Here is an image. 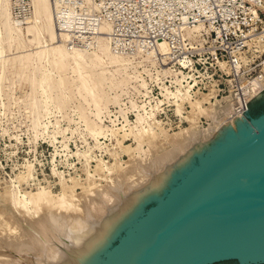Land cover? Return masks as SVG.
Wrapping results in <instances>:
<instances>
[{
	"label": "bare ground",
	"instance_id": "1",
	"mask_svg": "<svg viewBox=\"0 0 264 264\" xmlns=\"http://www.w3.org/2000/svg\"><path fill=\"white\" fill-rule=\"evenodd\" d=\"M81 1L87 10H91L92 0ZM30 3L32 19L25 24L14 22L10 0H0V121L8 114L10 106V76L16 81L28 82L30 89L26 96V113L35 116L31 121L34 131L43 129L47 134L48 125L40 120L43 107L47 114H52V108L54 112L60 111L65 103L76 99L77 103H72L74 110L80 113L86 130L92 133L101 129L99 123L102 112L99 107L102 104L116 105L120 95L132 92L142 97L139 104L130 101L135 119L130 122L124 117L125 123L119 129L123 131V137H131L135 143L133 152L127 154L136 155L138 159L131 155L134 160L130 161L131 165H127L128 168L125 166L126 169L121 167L122 170L113 165L115 171L112 166L97 160L96 173L106 176L115 172L114 177L110 176L111 184L108 183L109 177L107 185H99L100 188L94 185L95 181L88 182L76 199L78 195L74 193V187L78 183H74L64 188L58 194V199L55 197L54 203L48 197L49 189L45 187L18 196L17 189L21 183H28V178L25 174H16L8 186L7 191L11 189V192L6 191L8 194L3 196V201L15 209L26 210V215L30 210H33L32 215L36 210L40 213L37 217L29 215L33 219L27 218L28 215L22 219V213L21 219L15 218L12 210L11 213L8 210V214H3L7 216L0 218H4L0 220V252H6L10 258L0 259V264H106L102 217L108 208L127 193L147 184L153 175L162 172L194 143L210 139L225 122L228 121L233 129L232 119L235 115L231 113L230 104H222L217 99L204 106L203 100L206 99L202 100L192 93V85L184 83L181 72L170 69L165 43H159L154 50L136 49L131 54L121 53L120 50L113 52L111 24L102 21L99 30L92 35L91 48L70 51L65 46V40L70 36L71 29L61 23L59 16L57 25L54 17L55 8L60 12V2L30 0ZM200 27L187 29L185 34L193 37L195 30ZM254 40L250 44L260 47ZM149 66L155 70V77L148 72ZM145 74L152 80L164 83L159 85L162 98L153 102ZM165 81L174 90H169ZM163 104L175 107L176 113L180 115L183 105H192L194 117L190 119L185 116L188 127L170 134L163 132L162 123L156 118V111L162 110L160 107ZM118 112L124 114L121 110ZM90 114L94 118H90ZM200 116L207 120L206 127L201 126ZM236 117L242 119L241 115ZM146 145L147 148H144ZM127 147L125 151L129 152L131 148ZM88 160L86 158L84 168L89 165ZM15 182L18 184L15 185ZM4 207L2 205V210L0 206L1 213L5 212ZM16 228L20 233L18 235ZM12 229L16 231L13 230L14 235L4 233ZM18 236L22 239L18 240Z\"/></svg>",
	"mask_w": 264,
	"mask_h": 264
},
{
	"label": "water",
	"instance_id": "2",
	"mask_svg": "<svg viewBox=\"0 0 264 264\" xmlns=\"http://www.w3.org/2000/svg\"><path fill=\"white\" fill-rule=\"evenodd\" d=\"M102 217L106 264H264V89Z\"/></svg>",
	"mask_w": 264,
	"mask_h": 264
},
{
	"label": "built area",
	"instance_id": "3",
	"mask_svg": "<svg viewBox=\"0 0 264 264\" xmlns=\"http://www.w3.org/2000/svg\"><path fill=\"white\" fill-rule=\"evenodd\" d=\"M11 1L14 22L24 23L31 16L30 0ZM57 1L56 16L67 27L108 21L120 51L154 50L165 43L168 65L181 72L184 83L195 94L212 91V100L230 104L235 116L264 89V50L246 51L251 39L264 45V0H92L94 12L81 0ZM199 25L193 37L185 34Z\"/></svg>",
	"mask_w": 264,
	"mask_h": 264
},
{
	"label": "rangeland",
	"instance_id": "4",
	"mask_svg": "<svg viewBox=\"0 0 264 264\" xmlns=\"http://www.w3.org/2000/svg\"><path fill=\"white\" fill-rule=\"evenodd\" d=\"M93 3L94 2H92L91 10H89L91 12H94L96 10L95 7L96 4ZM10 4H11L10 8H12L11 0H10ZM70 8L71 6L69 7V11L73 12L74 9H70ZM54 12H57V10ZM91 12L89 13L91 14ZM55 16L56 14L54 13V17ZM31 19H32V12H31V16L25 19L24 23L26 24L27 23L26 21L29 22L31 21ZM55 19L58 25L59 23L58 16H56ZM106 22L109 23L108 21ZM101 23L102 22L97 24L98 27L97 26L92 27L90 25H84L81 27L78 25H74V27H79L83 29L74 28L72 26L70 28L71 32H69L70 36L67 37V39L65 40V46L70 51L72 49H73L72 51H74V50L91 48L90 43L93 41L92 35H95V32L99 30ZM95 27L97 28L96 30ZM88 29H92L94 31ZM110 31L112 34L111 26H110ZM250 42H252V39L249 41L248 49L246 51L253 53L254 48L255 47L257 48L258 45L256 46L254 44L252 45L250 44ZM254 42L260 44L261 47L259 48L260 50H264V45L262 43L256 40H254ZM112 43H113V37H112ZM112 43H111V50L113 52L115 51L117 52L118 49H116L115 46L112 45ZM122 52L124 54H131L125 51H121V53ZM147 69L148 72L152 73L153 77H155V70L153 69V67L149 66ZM171 70L175 72V70L173 69ZM144 76L147 78V82L151 90L153 102L156 101V99L158 98H162L161 89L159 85H162L164 83H162L160 80L157 81L152 80L149 77H147L146 74ZM9 78H10L9 84H10V92H11L10 106L7 109L8 114L0 121V195H1L0 201L1 200L3 201V199H5L3 196L6 197L9 191L11 192V189L7 191L8 186H10L12 180L15 179L16 174H20V173L23 175L25 174L24 176L28 178L27 181L28 183H26V181L21 183L19 189H17L18 196H21L24 192L33 193L36 192L37 188L45 187L46 189H49L48 192L50 193V195H48V197L51 198V202H52L55 199V197H57L58 199V194H60L64 188L70 187L74 183L76 184L78 183V185L74 187V193L76 195H78L79 193H83L84 190L82 189V187L84 186L86 187L88 182L92 183L93 181H95L94 185L96 187H98L99 185H101V187H103V185L106 186L108 179L110 178V176L115 175V172H112L113 175L108 174L109 176L98 174V172L96 173L95 167L97 160H102L107 165L112 166L113 171H115V168L119 170H122L121 167H124L125 169L126 167L128 168V166L131 165V162L134 161L132 160L133 157L134 158L137 157L138 159V156L136 155L133 156V154H131L133 156L131 157V155L127 154L133 152L135 143L131 137H123L122 136L123 131L119 128L122 126L123 123H125L124 117H126V119H128L130 122L134 121L135 111L133 110L132 102L130 101L133 100L134 102L136 101L137 104H139L142 97L138 96L137 94H133L132 92H128L122 94V96L120 95L119 103L116 105L102 104L99 107L102 112L101 121L99 123L101 129L94 130L92 133L86 130L83 122L80 119V113L74 110V106H73L74 104L72 103L76 104L77 103L76 99H73V102L65 103L60 111L54 112L52 108L51 109L52 114H47V111H45L44 110L45 108L43 107L41 108L40 120L44 124L48 125V134H47L43 132V129L40 132L34 131L35 129L33 128L31 121L35 118V116L26 113L28 106V101L26 96L30 89L28 82L26 81L21 82L19 80L16 81L17 79L12 78V76H10ZM165 85L169 87V90L170 89L174 90L169 86L170 84L168 81H165ZM193 92L195 93V90H193ZM202 94H196V95H198L199 98L201 97L200 99L202 100L206 99V101L203 100V104L205 103L204 106L208 105L207 102L209 101L213 102L215 100V99L212 100L213 97L212 91L206 94L205 93ZM182 108L183 109H181V115L176 113L175 107L169 106L167 104H163L162 107H160V109L162 110L156 111V118L162 123L161 126L163 132L170 134L174 131H178L179 129L181 130L188 127V122L186 121L185 116L188 118L190 117V119H192V117H194V111L192 110L193 109L192 105L189 104L183 105ZM119 110H121V112H123L124 114L119 113L118 112ZM89 116L90 118H94L93 116H91V114ZM199 122L201 126L204 127L207 126V120L204 117L200 116ZM114 131L115 133H113ZM164 145L168 146V144H164ZM126 147L131 148L129 152L125 151ZM144 148H147V145ZM128 156L131 157V159ZM86 158L87 159L89 158L88 160L89 165L86 167L87 169L84 168L83 166ZM129 162L130 164H128ZM113 165H116V167ZM28 170H29V175H27ZM88 176H91L92 178ZM102 178H105L104 180H106L107 178L106 182ZM109 180L110 181L108 183L111 184L110 183L111 178ZM17 184L18 183L15 182V185ZM94 185L93 187L96 190V187ZM6 191L8 192L7 194ZM79 197L80 195H78L77 198L76 197L75 198L78 199ZM50 198L48 199L50 200ZM2 201L0 202V206L1 209L3 210L2 205L4 207L3 203L5 200L3 201V203ZM54 202L55 201H53V203ZM6 203L7 201H5V207H4L5 212L3 213L0 212V218L4 216L3 215L4 213L8 214V210L9 213H11L12 210V215H14L15 218L18 217L19 219H21V215H24L22 216L23 217L22 219L26 218L27 215H28L27 218L33 219L29 215L37 217L36 215L40 213V212L38 213L39 210L38 211L36 210L34 212L35 214L32 215L31 212H33V210H30L29 214L26 215L24 214L27 213L26 210L24 212V210H22L21 208L15 209L12 206H10L9 203L7 204ZM6 205L10 207L8 208ZM6 207L7 209H5ZM11 207L15 210L11 209ZM76 207L78 208V206ZM6 216L7 215H5L4 217L6 218ZM17 229L18 228H16L17 233L15 229H12V231L14 230L15 233L18 235L20 233L19 230ZM12 231L9 230V231H5L4 233L14 235L15 233L14 231L13 232ZM17 239L21 240L22 238L18 236ZM6 255H7L6 252L4 251L0 252V259L9 260L10 257L8 256L9 257L8 258ZM215 264H236V262L226 261Z\"/></svg>",
	"mask_w": 264,
	"mask_h": 264
}]
</instances>
